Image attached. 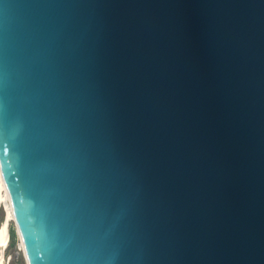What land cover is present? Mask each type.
I'll return each mask as SVG.
<instances>
[{"label": "water", "instance_id": "95a60500", "mask_svg": "<svg viewBox=\"0 0 264 264\" xmlns=\"http://www.w3.org/2000/svg\"><path fill=\"white\" fill-rule=\"evenodd\" d=\"M0 167L27 264H264V0H0Z\"/></svg>", "mask_w": 264, "mask_h": 264}, {"label": "bare ground", "instance_id": "6f19581e", "mask_svg": "<svg viewBox=\"0 0 264 264\" xmlns=\"http://www.w3.org/2000/svg\"><path fill=\"white\" fill-rule=\"evenodd\" d=\"M4 200L6 203L7 215L3 221H0V264H6L4 250L7 247L10 239V220H15V212L10 199V194L6 186L2 169L0 167V202Z\"/></svg>", "mask_w": 264, "mask_h": 264}, {"label": "rangeland", "instance_id": "374dc122", "mask_svg": "<svg viewBox=\"0 0 264 264\" xmlns=\"http://www.w3.org/2000/svg\"><path fill=\"white\" fill-rule=\"evenodd\" d=\"M7 215V209H6V203L4 200L0 202V221H3L6 218ZM14 226L16 229L15 220H10L9 227L11 228ZM17 235V234H16ZM0 254H1V248H0ZM5 254V261L6 264H27L22 245L21 240L16 236V241L14 244H12V239L10 237L9 243L7 247L4 250Z\"/></svg>", "mask_w": 264, "mask_h": 264}, {"label": "trees", "instance_id": "16d2710c", "mask_svg": "<svg viewBox=\"0 0 264 264\" xmlns=\"http://www.w3.org/2000/svg\"><path fill=\"white\" fill-rule=\"evenodd\" d=\"M9 229H10V237H11V239H12V244H14L15 243V241H16V229L14 228V226H12L11 228L9 227ZM10 240V239H9Z\"/></svg>", "mask_w": 264, "mask_h": 264}]
</instances>
